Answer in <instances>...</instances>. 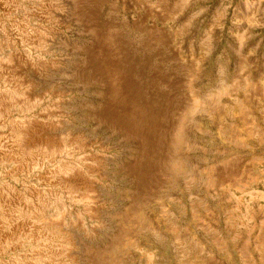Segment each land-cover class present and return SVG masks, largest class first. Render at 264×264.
<instances>
[{
    "label": "rangeland",
    "instance_id": "obj_1",
    "mask_svg": "<svg viewBox=\"0 0 264 264\" xmlns=\"http://www.w3.org/2000/svg\"><path fill=\"white\" fill-rule=\"evenodd\" d=\"M20 2L58 23L26 113L60 100L73 146L44 167L101 160L97 217L64 228L77 264H264V0ZM44 167L7 181L53 201Z\"/></svg>",
    "mask_w": 264,
    "mask_h": 264
},
{
    "label": "bare ground",
    "instance_id": "obj_2",
    "mask_svg": "<svg viewBox=\"0 0 264 264\" xmlns=\"http://www.w3.org/2000/svg\"><path fill=\"white\" fill-rule=\"evenodd\" d=\"M49 11L33 6L29 9L20 0H0V37L6 45L0 43V255L26 243L36 244L25 259L19 256L1 264H77L73 253L76 244L69 229L64 228L72 225L86 229L87 221L95 219L99 211L97 186L102 178L101 160L95 157L89 163L82 157L77 162L44 167L57 154L71 152L73 146L65 136L50 134L61 124L57 114L60 100L55 107L39 109L32 116L26 113L42 103L41 97L34 93L31 76L48 73L49 68L58 66L55 59L33 55L30 46L36 43L41 52L48 49L49 37L58 30V23ZM5 19H11L12 23L8 25ZM20 42L29 48L20 46ZM43 167L39 178L47 186L58 188L48 186L50 196L55 197L53 201L35 185L24 183L26 187L21 191L7 181L8 177L17 181L21 174ZM84 168L91 174L88 178ZM52 202H57L58 207L50 217ZM81 203L83 211L76 209Z\"/></svg>",
    "mask_w": 264,
    "mask_h": 264
}]
</instances>
